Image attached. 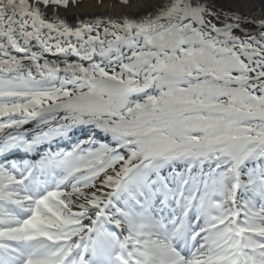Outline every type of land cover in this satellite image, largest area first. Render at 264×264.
I'll return each mask as SVG.
<instances>
[{
  "label": "snow or ice",
  "instance_id": "obj_1",
  "mask_svg": "<svg viewBox=\"0 0 264 264\" xmlns=\"http://www.w3.org/2000/svg\"><path fill=\"white\" fill-rule=\"evenodd\" d=\"M118 3L0 0V264H264V17Z\"/></svg>",
  "mask_w": 264,
  "mask_h": 264
},
{
  "label": "bare ground",
  "instance_id": "obj_2",
  "mask_svg": "<svg viewBox=\"0 0 264 264\" xmlns=\"http://www.w3.org/2000/svg\"><path fill=\"white\" fill-rule=\"evenodd\" d=\"M139 0H131V3L135 5ZM260 0H253L255 6H259ZM239 10L247 13L248 15H255L257 18L264 17V8L260 10H254V7L249 4L248 0H238ZM127 11L135 12V7L125 9L118 3V0H77V6L71 8L67 16L69 21L72 22L73 16L81 18H89L93 16H115L117 13Z\"/></svg>",
  "mask_w": 264,
  "mask_h": 264
}]
</instances>
